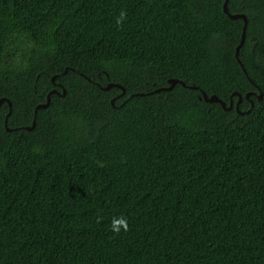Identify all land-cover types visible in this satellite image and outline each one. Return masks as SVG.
<instances>
[{
  "label": "trees",
  "instance_id": "obj_1",
  "mask_svg": "<svg viewBox=\"0 0 264 264\" xmlns=\"http://www.w3.org/2000/svg\"><path fill=\"white\" fill-rule=\"evenodd\" d=\"M224 2L0 0V264H264V0L246 73Z\"/></svg>",
  "mask_w": 264,
  "mask_h": 264
},
{
  "label": "water",
  "instance_id": "obj_2",
  "mask_svg": "<svg viewBox=\"0 0 264 264\" xmlns=\"http://www.w3.org/2000/svg\"><path fill=\"white\" fill-rule=\"evenodd\" d=\"M223 9H224V12H226L231 18H243V20H244L242 37H241L240 43H239V44L237 45V47H236L235 55H236V57H237L238 62L241 64V66H242L244 72L246 73V69L244 68L243 63H242L241 59H240L238 56H239L240 48H241V46L243 45V43H244V41H245V38H246V27H247L248 19H247L246 15L243 14V13H230L229 10H228V0H225V2H224V4H223ZM65 71H67V69H66ZM55 77H56V76H53V77H52V81H53V82H55ZM169 82H170V84H171L170 86H168V87L158 88V89H156L155 91H156V92H159V91H161V90H169V89L173 88L174 85H175L176 83H178V82L181 83V84H183V85L186 86V87H192V88H194V89H197V88H198V86H189V85H187L184 81H182V80H180V79H171V80H169ZM60 86H62V84H60ZM113 86H118V87H120V88H123V92H122V94L125 93V89H124V87H123L121 84H118V83H115V84H113V83H109V84H107L106 86H101V88H103V89H110V88L113 87ZM56 92H58L56 89H53L52 91H50V93L48 94V97H47V102H46V103H41V104H38V105H37L36 110H35V117H36V114H37V111H38L39 108H43V107H46V106L49 105V103H50V94H51V93H56ZM65 92H66V90L63 89V94H65ZM201 92H202V96H203V98H204L206 101H209V102H220V103L222 104V106H223L225 109H228V110H229V109H232V108L234 107L233 101H231L230 105H227V103H226L225 101H223L222 99H220L217 95H211V96H209V95H208L204 90H202V89H201ZM249 94H250V93H249ZM249 94H247L246 97H248ZM238 95H239L240 98H239V101H238V103H237V105H236V108H237V109H238V104H239V102L242 100L241 95H240L239 93H238ZM261 97H262L261 94L258 95V98H261ZM4 101H8L9 104H10V106H11V102H10V100L7 99V98H2V99L0 100V105H1L2 102H4ZM112 103H114V99L112 100ZM9 114H10V112L8 113V115H9ZM6 124H7V121H6ZM35 125H36V120L34 119L32 125H31V126H27L26 128H28V129H32V128L35 127Z\"/></svg>",
  "mask_w": 264,
  "mask_h": 264
},
{
  "label": "clouds",
  "instance_id": "obj_3",
  "mask_svg": "<svg viewBox=\"0 0 264 264\" xmlns=\"http://www.w3.org/2000/svg\"><path fill=\"white\" fill-rule=\"evenodd\" d=\"M125 12L124 11H121L120 12V14H119V16L117 17V23H120L124 18H125ZM240 43V42H239ZM241 49V48H240ZM236 52V51H235ZM53 82V81H52ZM54 83V82H53ZM59 84H61V83H59ZM54 89H56V88H54ZM53 90V89H52ZM57 91H58V89H56ZM59 92V91H58ZM58 92H56V93H58ZM250 93V94H249ZM247 94H249V96L248 97H246V99H249L250 100V102H251V104H253L254 103V101L252 100V99H250V96H251V94L252 95H255L256 93L255 92H252V91H250V92H248ZM246 94V95H247ZM261 94V92L258 94V95H260ZM258 95H257V97H258ZM262 95V94H261ZM240 98V97H239ZM242 100H243V98H242ZM242 100L240 101V102H242ZM239 101V100H238ZM240 102H239V104H240ZM249 111V110H248ZM124 230V231H127V229H128V223H127V220H126V218H124V217H120V218H114L113 219V221H112V224H111V230L114 232V233H119L121 230Z\"/></svg>",
  "mask_w": 264,
  "mask_h": 264
},
{
  "label": "flooded vegetation",
  "instance_id": "obj_4",
  "mask_svg": "<svg viewBox=\"0 0 264 264\" xmlns=\"http://www.w3.org/2000/svg\"><path fill=\"white\" fill-rule=\"evenodd\" d=\"M55 83V82H54ZM57 89V88H56Z\"/></svg>",
  "mask_w": 264,
  "mask_h": 264
}]
</instances>
